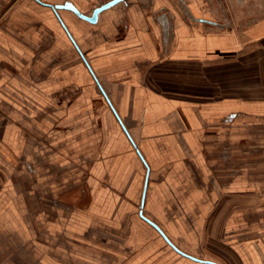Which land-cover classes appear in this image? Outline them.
<instances>
[{
  "label": "crops",
  "instance_id": "crops-1",
  "mask_svg": "<svg viewBox=\"0 0 264 264\" xmlns=\"http://www.w3.org/2000/svg\"><path fill=\"white\" fill-rule=\"evenodd\" d=\"M108 1L0 0V264H264V97L145 80L170 61L264 70V11L120 0L89 21L56 7ZM75 84L103 106L100 139L56 126Z\"/></svg>",
  "mask_w": 264,
  "mask_h": 264
},
{
  "label": "rangeland",
  "instance_id": "rangeland-1",
  "mask_svg": "<svg viewBox=\"0 0 264 264\" xmlns=\"http://www.w3.org/2000/svg\"><path fill=\"white\" fill-rule=\"evenodd\" d=\"M252 50L250 48L249 51ZM262 52H264V48L262 49ZM262 56L264 58V54H262L261 57ZM225 75L227 78H225ZM145 80L148 85L156 90H166L176 94H204L215 96L217 98L225 95L252 98L264 97V70L238 69L227 72L221 70L217 73L214 69H210V66L187 63L182 64L170 61L158 65H147L145 69ZM71 92V99H73L71 107H63L62 111L63 113L69 111L70 113H68L72 117L67 118L65 116H58L56 119V126H58L59 129H63L61 133L64 135V124L69 126V123H72L73 139L80 135V132L78 131L81 127L83 128V131H90L91 138L95 139L98 136L99 139L102 138L103 127L101 115L104 112L102 104L93 103L90 98L91 96L88 94L84 86L79 87V85L75 84L73 85V90ZM65 96L68 101V98H70V91H68ZM61 104L65 106L67 103ZM67 130L69 132L70 128H67ZM84 139L85 138L82 140ZM92 174L93 173L91 172L90 175L89 170L90 177ZM106 184L107 186H110L108 181H106ZM104 205L106 204L103 203V205L100 204L99 206H96L95 211H104ZM103 216H105V214ZM101 219H103L104 222H108L107 224L109 225L112 223L107 217L103 218L101 216ZM104 232L106 236L111 233V231ZM76 248L80 249L79 246H76Z\"/></svg>",
  "mask_w": 264,
  "mask_h": 264
},
{
  "label": "water",
  "instance_id": "water-1",
  "mask_svg": "<svg viewBox=\"0 0 264 264\" xmlns=\"http://www.w3.org/2000/svg\"><path fill=\"white\" fill-rule=\"evenodd\" d=\"M120 0H110L108 1L107 3L99 6V7H96L92 13V15L88 16V15H85L84 13H82L81 11H79L72 3H65L64 5H56V7H67V8H71L73 9L78 15H80L81 17L89 20V21H96L97 17H98V13L100 11H102L103 9L105 8H108L110 6H112L113 4L119 2ZM110 102V101H109ZM147 182H148V177H146V185H147ZM145 193H146V189H144V192H143V200H142V204L144 203V197H145ZM142 213V211H141ZM146 218V217H145ZM150 223H152L161 233L162 235L165 237V239L176 249L178 250L179 252L183 253V254H186L188 256H191L185 252H183L182 250H180L171 240L170 238L166 235V233L159 227V225L157 223H155L154 221H152L151 219H148L146 218ZM192 257V256H191ZM199 261H204V262H209V263H213V264H219L217 262H214V261H209V260H203V259H199V258H196V257H193Z\"/></svg>",
  "mask_w": 264,
  "mask_h": 264
},
{
  "label": "flooded vegetation",
  "instance_id": "flooded-vegetation-1",
  "mask_svg": "<svg viewBox=\"0 0 264 264\" xmlns=\"http://www.w3.org/2000/svg\"><path fill=\"white\" fill-rule=\"evenodd\" d=\"M234 9L236 7L243 11H264V0H232Z\"/></svg>",
  "mask_w": 264,
  "mask_h": 264
}]
</instances>
